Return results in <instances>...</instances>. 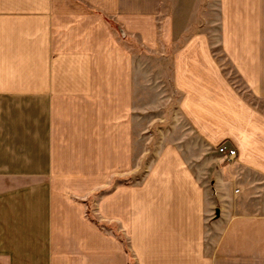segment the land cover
Segmentation results:
<instances>
[{
	"label": "crops",
	"instance_id": "obj_1",
	"mask_svg": "<svg viewBox=\"0 0 264 264\" xmlns=\"http://www.w3.org/2000/svg\"><path fill=\"white\" fill-rule=\"evenodd\" d=\"M55 1L0 0V264H264V0H195L185 36L154 33L162 0ZM103 16L166 49L195 141L189 169L164 151L169 194H136L134 52Z\"/></svg>",
	"mask_w": 264,
	"mask_h": 264
},
{
	"label": "rangeland",
	"instance_id": "obj_2",
	"mask_svg": "<svg viewBox=\"0 0 264 264\" xmlns=\"http://www.w3.org/2000/svg\"><path fill=\"white\" fill-rule=\"evenodd\" d=\"M63 0H56L55 2H62ZM69 1V0H67ZM79 2L78 0H71ZM195 0H162V8L159 15L154 18V25L156 36L160 26V20L163 18L171 19V33L177 36H185L191 33V16L192 7L194 6ZM103 20L108 25L109 30L116 34L119 39L124 43L127 49L134 52L135 62V178L134 185L136 194H142L143 190L150 184L157 185L158 179L162 182L157 185V194H169L166 192L168 187L164 186V182L169 177V172L165 171L163 166L167 163L168 158L171 156H165L164 151L168 147L176 148L180 155L182 154V161L184 167L190 168L192 155L189 153L187 148L195 145V141L192 138V134L183 117L177 111V95L173 92L170 85V78L168 72L165 70L163 63L160 65V57L158 52L166 49H159L158 44L154 48L156 53L150 52L149 48H144L139 44L137 39L126 37L124 33L118 27L113 20L104 17ZM183 41L179 38L171 47L167 50L172 51L176 45H180ZM163 67V68H162ZM167 72V73H166ZM166 73V74H165ZM224 144V143H221ZM220 145V144H219ZM218 145V146H219ZM225 145V144H224ZM217 148V147H216ZM219 155L217 149L215 153H212L208 158V162L212 165L210 169L218 167V160L216 157ZM167 158V159H166ZM214 159V160H212ZM173 173V170L171 171ZM190 177V176H189ZM194 179H209L211 176L208 173H197L193 175ZM156 182V183H155ZM121 183V182H120ZM131 182L129 181L128 184ZM127 185V182H124ZM154 188V187H153ZM110 188L104 189V194L109 191ZM200 189H203L205 193L208 191L211 195L214 191L209 189V184L200 185ZM172 193V192H171ZM88 200L87 202V216L95 223L93 216L90 213L92 211V203ZM208 207V204H203L202 215L207 218L214 216L212 204ZM216 208L221 207L218 203L215 205ZM210 210L212 212H210ZM207 223V222H206ZM98 227L100 224L96 223ZM103 230L111 236L118 237L116 235V228L111 227L110 224L103 223ZM124 245V251L127 252L126 239L124 237H118ZM129 264H131V259Z\"/></svg>",
	"mask_w": 264,
	"mask_h": 264
},
{
	"label": "built area",
	"instance_id": "obj_3",
	"mask_svg": "<svg viewBox=\"0 0 264 264\" xmlns=\"http://www.w3.org/2000/svg\"><path fill=\"white\" fill-rule=\"evenodd\" d=\"M217 153L222 156V157H226L229 160H232L233 158H235L236 156V150L233 148H229L224 144H220L219 146H217Z\"/></svg>",
	"mask_w": 264,
	"mask_h": 264
}]
</instances>
